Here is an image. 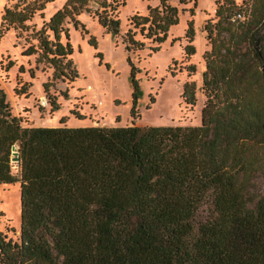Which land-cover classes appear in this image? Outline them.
<instances>
[{
    "label": "trees",
    "instance_id": "trees-1",
    "mask_svg": "<svg viewBox=\"0 0 264 264\" xmlns=\"http://www.w3.org/2000/svg\"><path fill=\"white\" fill-rule=\"evenodd\" d=\"M53 1L18 0L5 8L2 32H29ZM169 1L131 19L128 52L145 47L137 30L164 43L177 22ZM125 4L68 0L34 28L25 55L53 70L49 102L57 99L52 87L79 78L64 24L86 11L118 37ZM223 9L219 27L232 16ZM245 16L244 32L228 30L241 39L233 50L210 38L198 127H25L0 87V185L21 184V235L15 241L0 231V264H264V196L249 190L264 147V0H252ZM187 34H194L192 24ZM244 42L253 51L240 56ZM194 54L190 40L186 57ZM128 63L137 119L143 94L139 70L130 57ZM183 99L196 105L195 83L185 85Z\"/></svg>",
    "mask_w": 264,
    "mask_h": 264
},
{
    "label": "rangeland",
    "instance_id": "rangeland-1",
    "mask_svg": "<svg viewBox=\"0 0 264 264\" xmlns=\"http://www.w3.org/2000/svg\"><path fill=\"white\" fill-rule=\"evenodd\" d=\"M17 2L0 0V87L7 93L13 114L25 127H125L133 123L141 127L200 126L207 100L203 74L207 69L204 57L212 48L210 38H215L221 48H231L241 39L236 41L228 30H237L238 35L245 30L243 22L234 24L231 20L219 27L221 17L217 10L224 8L223 15L227 18L228 14L233 16L239 10H244L248 16L252 8V0H170L169 4L177 9V22L169 26L164 43H154L137 30V41L145 47L135 52H128L123 43L127 32L133 28L131 19L148 16L149 9L160 8V0H126L119 10L121 36L118 37L108 34L93 15L84 11L76 16L75 22L64 24L79 78L74 83L60 82L51 88L50 94L57 96L54 105L45 90L53 70L37 64L36 55H25V52L31 45L27 39L31 38L34 28L42 29L45 20L54 18L68 0L48 3L46 19L37 15L29 23V32L12 29L3 33L4 10ZM190 24L193 35L187 34ZM190 40L195 54L187 58L186 47ZM158 47L159 51L153 50ZM238 50L240 56L251 54L253 46L244 42ZM129 57L139 70L137 78L143 94L138 102L137 119L131 116L133 87ZM188 83L196 85L195 106L183 99ZM260 152L263 165L254 173L249 187L257 197L264 196V147ZM12 165L17 174L18 162L14 160ZM0 231L15 241L20 238V183L0 185Z\"/></svg>",
    "mask_w": 264,
    "mask_h": 264
},
{
    "label": "built area",
    "instance_id": "built-area-1",
    "mask_svg": "<svg viewBox=\"0 0 264 264\" xmlns=\"http://www.w3.org/2000/svg\"><path fill=\"white\" fill-rule=\"evenodd\" d=\"M246 19L245 12L243 11H237L231 18L232 23H239L241 21H244Z\"/></svg>",
    "mask_w": 264,
    "mask_h": 264
},
{
    "label": "water",
    "instance_id": "water-1",
    "mask_svg": "<svg viewBox=\"0 0 264 264\" xmlns=\"http://www.w3.org/2000/svg\"><path fill=\"white\" fill-rule=\"evenodd\" d=\"M263 75H264V68H263Z\"/></svg>",
    "mask_w": 264,
    "mask_h": 264
}]
</instances>
